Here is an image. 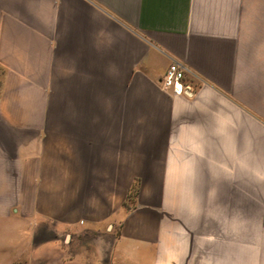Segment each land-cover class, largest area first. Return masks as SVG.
<instances>
[{
    "label": "crops",
    "instance_id": "obj_1",
    "mask_svg": "<svg viewBox=\"0 0 264 264\" xmlns=\"http://www.w3.org/2000/svg\"><path fill=\"white\" fill-rule=\"evenodd\" d=\"M261 63L264 0H0L5 264H264V193L220 197L214 155L175 144L208 100L264 135ZM174 158L212 174L176 257Z\"/></svg>",
    "mask_w": 264,
    "mask_h": 264
},
{
    "label": "rangeland",
    "instance_id": "obj_2",
    "mask_svg": "<svg viewBox=\"0 0 264 264\" xmlns=\"http://www.w3.org/2000/svg\"><path fill=\"white\" fill-rule=\"evenodd\" d=\"M264 67V63H261ZM255 65V63H254ZM244 96V95H242ZM250 101L253 104L249 95ZM250 103V104H251ZM203 110L191 115L192 125L181 130L182 140L176 142V148L183 151L214 155L215 164L220 167L222 177L234 181L235 187L228 190L227 184H221L220 197L230 196L260 197L264 193V135L259 128L246 125L242 118L231 109L225 108L213 100L206 101ZM205 139V140H204ZM189 159L174 158V172L169 176V209L173 214V255L180 251V214L183 202L199 192L202 197L211 196L212 174L204 177L191 172L193 165L187 164ZM212 158H205L206 163ZM189 163V162H188ZM211 169V168H209ZM202 184L205 189L193 190L191 187ZM218 196V195H217ZM0 249V264H5V255ZM13 264H20L15 259ZM10 259V257H9ZM8 259V260H9Z\"/></svg>",
    "mask_w": 264,
    "mask_h": 264
},
{
    "label": "built area",
    "instance_id": "obj_3",
    "mask_svg": "<svg viewBox=\"0 0 264 264\" xmlns=\"http://www.w3.org/2000/svg\"><path fill=\"white\" fill-rule=\"evenodd\" d=\"M184 73H185L184 67H182L178 63H171L168 66L167 71L164 76V85L165 86L173 85L176 88V84L179 83L181 79H183ZM181 90H182V86H181V89L179 91L176 90V92L180 93Z\"/></svg>",
    "mask_w": 264,
    "mask_h": 264
},
{
    "label": "bare ground",
    "instance_id": "obj_4",
    "mask_svg": "<svg viewBox=\"0 0 264 264\" xmlns=\"http://www.w3.org/2000/svg\"><path fill=\"white\" fill-rule=\"evenodd\" d=\"M176 88H178L177 90L179 91L181 89V86L179 83L176 84Z\"/></svg>",
    "mask_w": 264,
    "mask_h": 264
}]
</instances>
